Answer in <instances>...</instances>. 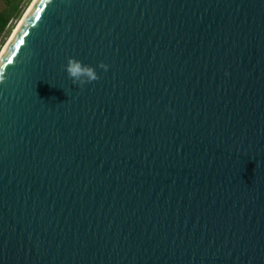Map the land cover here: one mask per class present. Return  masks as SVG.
Masks as SVG:
<instances>
[{
	"label": "water",
	"instance_id": "water-1",
	"mask_svg": "<svg viewBox=\"0 0 264 264\" xmlns=\"http://www.w3.org/2000/svg\"><path fill=\"white\" fill-rule=\"evenodd\" d=\"M0 264H264V0H36L0 56Z\"/></svg>",
	"mask_w": 264,
	"mask_h": 264
},
{
	"label": "clouds",
	"instance_id": "clouds-1",
	"mask_svg": "<svg viewBox=\"0 0 264 264\" xmlns=\"http://www.w3.org/2000/svg\"><path fill=\"white\" fill-rule=\"evenodd\" d=\"M99 67L105 71L108 69V66L104 64H101ZM64 70L74 85L83 86L99 79L96 66L85 64L74 57L68 58Z\"/></svg>",
	"mask_w": 264,
	"mask_h": 264
},
{
	"label": "rangeland",
	"instance_id": "rangeland-1",
	"mask_svg": "<svg viewBox=\"0 0 264 264\" xmlns=\"http://www.w3.org/2000/svg\"><path fill=\"white\" fill-rule=\"evenodd\" d=\"M34 0H0V12H6L12 6V3L18 2L19 9L16 12H13L12 18L9 21L8 26L6 27L5 31L0 35V37L4 38V41H8L11 37L14 30L19 25L20 21L23 19L24 15L32 5ZM9 42V41H8Z\"/></svg>",
	"mask_w": 264,
	"mask_h": 264
},
{
	"label": "trees",
	"instance_id": "trees-1",
	"mask_svg": "<svg viewBox=\"0 0 264 264\" xmlns=\"http://www.w3.org/2000/svg\"><path fill=\"white\" fill-rule=\"evenodd\" d=\"M10 2V0H8ZM12 10H7L6 12H0V35L5 31L6 27L9 24L10 19L12 18L13 12H16L19 9V3L14 2L9 8Z\"/></svg>",
	"mask_w": 264,
	"mask_h": 264
},
{
	"label": "bare ground",
	"instance_id": "bare-ground-1",
	"mask_svg": "<svg viewBox=\"0 0 264 264\" xmlns=\"http://www.w3.org/2000/svg\"><path fill=\"white\" fill-rule=\"evenodd\" d=\"M35 2H36V0L33 1L32 5H31L30 8L28 9V11H27L26 14L24 15V17L28 14V12L30 11L31 7L33 6V4H34ZM24 17H23V19H24ZM23 19H22V20H23ZM22 20L20 21L19 25L17 26V28L14 30V32H13L12 35H11V37L9 38V40H8L9 42L5 45V47H4V49H3L2 53H1V56H2V54H3V52H4V50L7 48L8 44L10 43V41L12 40L14 34L17 32L18 28L20 27V25H21V23H22Z\"/></svg>",
	"mask_w": 264,
	"mask_h": 264
},
{
	"label": "built area",
	"instance_id": "built-area-1",
	"mask_svg": "<svg viewBox=\"0 0 264 264\" xmlns=\"http://www.w3.org/2000/svg\"><path fill=\"white\" fill-rule=\"evenodd\" d=\"M8 43V41H4V38L3 37H0V56H1V53L5 47V45Z\"/></svg>",
	"mask_w": 264,
	"mask_h": 264
},
{
	"label": "snow or ice",
	"instance_id": "snow-or-ice-1",
	"mask_svg": "<svg viewBox=\"0 0 264 264\" xmlns=\"http://www.w3.org/2000/svg\"><path fill=\"white\" fill-rule=\"evenodd\" d=\"M41 11H42V10L39 9V8L36 9V15H37V18H39ZM22 42H23V41L21 40V43H22ZM14 54H15V53H13V55H14ZM7 59H8V62H9V63L12 62V60H11V56H8Z\"/></svg>",
	"mask_w": 264,
	"mask_h": 264
}]
</instances>
